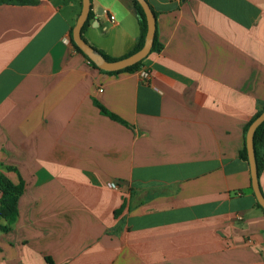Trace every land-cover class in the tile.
<instances>
[{
	"label": "crops",
	"instance_id": "crops-1",
	"mask_svg": "<svg viewBox=\"0 0 264 264\" xmlns=\"http://www.w3.org/2000/svg\"><path fill=\"white\" fill-rule=\"evenodd\" d=\"M146 1L162 49L119 74L76 50L82 0L0 4V172L22 184L0 264H264L238 156L264 106V0ZM90 13L88 45L133 49L131 0Z\"/></svg>",
	"mask_w": 264,
	"mask_h": 264
},
{
	"label": "trees",
	"instance_id": "trees-1",
	"mask_svg": "<svg viewBox=\"0 0 264 264\" xmlns=\"http://www.w3.org/2000/svg\"><path fill=\"white\" fill-rule=\"evenodd\" d=\"M36 1L37 0H0V4H2V3H18V4H29V3H31L32 4V3H35ZM131 1L133 4L134 11H135L137 18H138L140 32H139L138 39H137L136 44L133 47V49L123 57H126V56L138 51L143 46L145 34H146V30H147L145 14L143 12L141 5L138 3L137 0H131ZM153 13H154L155 18H156V13L155 12H153ZM90 19H91V13L89 11L88 16H87V18H86V20L82 26L81 32H83L84 29L88 26ZM74 46H75L76 50L78 52H80L89 61V63L94 68H97L94 65V63L91 62L76 45H74ZM93 49L96 52H98L99 54H101L103 56V58L106 59L107 61H114V60L123 58V57H120V58L110 57L109 55H106L105 53L101 52L100 50H97L94 47H93ZM161 49H162V45L157 39L156 26H155L154 39H153V43H152L149 54L152 52H160ZM143 61H144V59H142L141 61H139V62H137L131 66H128L122 70H119V71L109 72V71H104L101 69H99V70L106 72V73H109V74L133 73V72L138 71L142 67ZM99 107H100V110L103 114H106L110 118L117 120V117L115 115L109 113L102 106H99ZM263 109H264V106L261 107L256 112V114L253 116V118L244 127L243 146L239 150L238 156L240 157V159H242L246 162H248L247 150H246V145H245L246 131H247L249 125L252 123V121L263 111ZM253 147H254V152H255L257 174L259 177L261 172L264 170V122H262L256 128V130L254 132ZM21 190H22V184L21 183L13 184L2 172H0V218L4 219L6 221V225L0 226V229L4 232H7L11 229V225L15 222V220L17 218V214H18L17 213V199H18L19 194L21 193ZM256 206L258 208H260L262 210V212L264 213V210L262 209V207L258 203H256Z\"/></svg>",
	"mask_w": 264,
	"mask_h": 264
},
{
	"label": "water",
	"instance_id": "water-1",
	"mask_svg": "<svg viewBox=\"0 0 264 264\" xmlns=\"http://www.w3.org/2000/svg\"><path fill=\"white\" fill-rule=\"evenodd\" d=\"M137 1L143 9L146 19V25H147L143 46L138 51L126 57L114 61H107L106 59L103 58L101 54L96 52L90 45H88L82 39L81 29L90 11V0H82L81 11L72 31V38L75 45L85 54V56L91 62L94 63V65L98 69L109 72L119 71L141 61L149 54L154 39L156 19L152 9L150 8L146 0H137ZM262 122H264V109L249 125L245 135V145H246L247 158L250 169L252 190L257 203L264 210V196L260 190V186L258 182L255 152L253 147L254 132Z\"/></svg>",
	"mask_w": 264,
	"mask_h": 264
},
{
	"label": "built area",
	"instance_id": "built-area-1",
	"mask_svg": "<svg viewBox=\"0 0 264 264\" xmlns=\"http://www.w3.org/2000/svg\"><path fill=\"white\" fill-rule=\"evenodd\" d=\"M112 19H113V18H112ZM140 72H141L142 78H143L145 81H148L149 78H150V74H149V72L146 71V70H140ZM100 91H101V90H100ZM109 186H110V187H115V184H114V183H111Z\"/></svg>",
	"mask_w": 264,
	"mask_h": 264
}]
</instances>
